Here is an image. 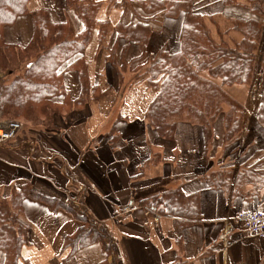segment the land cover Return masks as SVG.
<instances>
[{
  "label": "crops",
  "instance_id": "obj_1",
  "mask_svg": "<svg viewBox=\"0 0 264 264\" xmlns=\"http://www.w3.org/2000/svg\"><path fill=\"white\" fill-rule=\"evenodd\" d=\"M97 1L101 5L98 22L115 26L123 20L120 10L108 7L111 0ZM251 1L192 3L194 11L206 18L212 38L231 43L241 40L231 30L233 21L256 17ZM260 1L262 9L264 0ZM27 9L46 10L54 22L66 21L76 32L82 29L65 0H30ZM73 16L79 25L76 20L71 22ZM181 28L182 15L152 23L146 42L130 43L124 60L119 56L123 42L118 41L114 65L107 60L113 39L99 46L96 28L83 53L91 86L86 102L65 116H53L52 129L28 128L0 145V186L6 194V189L30 183L47 198L85 211L113 239L116 255L108 263L116 259L117 264H264V238L248 236L235 221L240 212L264 210V187L244 183L234 192L241 167L255 153L264 155L262 126L248 123L247 114L239 141L225 147L222 116L206 145L199 125L179 123L174 140L168 141L145 120L156 91L142 74L160 51H180ZM31 35L30 15L3 29L5 42L17 46H25ZM256 62L252 82L261 77V61ZM62 80L67 97L80 98L78 73L63 67ZM242 88L247 87L233 86L226 91L233 95ZM152 159L156 161L146 164ZM256 169L264 170V165ZM175 188L187 196L199 195V218L187 223L139 206L144 199ZM21 220L29 229L31 244L22 248L19 264L24 260L30 264H101L105 260L99 243L72 255L62 250L64 238L81 226L65 210L52 212L44 203L27 200Z\"/></svg>",
  "mask_w": 264,
  "mask_h": 264
},
{
  "label": "trees",
  "instance_id": "obj_2",
  "mask_svg": "<svg viewBox=\"0 0 264 264\" xmlns=\"http://www.w3.org/2000/svg\"><path fill=\"white\" fill-rule=\"evenodd\" d=\"M29 1L0 0V74L4 75L0 80V120L21 119L33 124L29 125L31 128L52 129L53 116H65L86 102L85 94L91 86L83 53L96 28L99 46L113 39L108 46L107 60L114 65L118 41L123 42L119 56L124 60L130 43L146 42L152 23L182 15L180 51L176 54L160 51L150 59L142 74L147 85L156 91L145 112V120L160 138L168 141L174 140L179 123L199 125L206 145L213 137V125L222 116L225 147L239 141L242 107L227 94L226 88L249 87L252 83L264 16V8L260 7L262 1L250 3L256 10L255 18L233 21L231 30L239 33L241 40L231 43L223 39L216 42L212 38L206 18L194 11L192 0H111L108 7L120 10L123 15V20L115 26L96 20L101 7L97 0H65L67 9L73 10L81 22L80 32L74 31L66 21L54 22L46 10L29 12ZM223 2L236 4V0ZM27 15L32 21L29 42L25 46L6 43L3 29ZM63 67L79 75L81 95L76 100H70L65 93ZM120 67L124 68V64ZM261 79L264 81V51ZM59 97L63 99L61 103L56 101ZM224 107L229 109L224 110ZM237 111L239 116L235 114ZM257 122L264 130V92ZM155 161L152 159L146 164ZM250 163L241 167L234 192L244 183L264 187V170L256 169L264 165V155L255 153ZM140 175L141 171L137 177ZM3 189L0 186V264H19L23 260L22 248L31 244L29 229L21 220L27 200L44 203L52 212L65 210L81 224L73 235L64 238L62 250H69L68 255L99 243L105 259L101 264H117L116 259L107 262L110 256L116 255L113 239L85 211H76L56 199L47 198L30 183L14 186L8 195ZM139 206L151 207L161 216L176 217L187 223L200 217L199 195L187 196L180 188L146 198ZM23 262L30 264L26 260Z\"/></svg>",
  "mask_w": 264,
  "mask_h": 264
},
{
  "label": "rangeland",
  "instance_id": "obj_3",
  "mask_svg": "<svg viewBox=\"0 0 264 264\" xmlns=\"http://www.w3.org/2000/svg\"><path fill=\"white\" fill-rule=\"evenodd\" d=\"M263 8H264V6H263ZM70 10V9H69ZM73 11V10H72ZM255 16H256V14H254ZM73 20L75 21H77V23H78V25H79V22H78V20H77V18L75 17V16H73V18L71 19V22H73ZM261 22H262V32H261V37H260V41H259V48H258V52H257V57H256V59H258V60H260L261 61V59H262V55H263V51H264V16H262V18H261ZM68 23V22H67ZM70 24V23H69ZM71 25V24H70ZM76 27V26H75ZM80 27V26H79ZM79 27H77V29L79 28ZM80 30V29H79ZM78 30V31H79ZM97 38V36L94 34V39H96ZM104 51H106L105 49H103ZM258 62V61H257ZM256 62V63H257ZM259 63V62H258ZM19 69H21V68H19ZM4 75L1 73L0 74V80H1V78L3 77ZM1 83V82H0ZM0 86H1V84H0ZM227 92V91H226ZM263 92H264V81H263V79H261V77L260 78H255L254 79V81L251 83V85L249 86V87H247V88H242V89H238V90H236L235 92H233L232 94L233 95H229L228 93V95L231 97V98H233L234 99V97H235V101L239 104V106L240 107H242V112H241V116H242V125H247V121L245 122V116H247V114H248V116H249V118H250V122H248V123H251V125H257V118H258V111H259V104H260V100H261V96H262V94H263ZM234 96V97H233ZM251 96H255V97H258V101H257V105H256V107L252 110V112L251 111H249V112H246V109H247V105H246V107H244L245 105V103H248L249 102V100H250V97ZM245 108V109H244ZM229 108L228 107H224V110H228ZM236 114V116H239V114H240V112H236L235 113ZM256 117V118H255ZM0 122L1 123H3V121L2 120H0ZM13 122H16V123H19L20 125H21V129H20V131L18 132V134H20V132H27V130H28V128H31V126H29V125H33V124H29V123H26L24 120H21V119H17V120H15V121H13ZM5 123H7V122H4V124ZM259 124V123H258ZM222 125H223V119H222ZM5 125H3V126H1V127H4ZM17 134V135H18ZM17 137V136H16ZM15 137V138H16ZM14 138V139H15ZM13 140V139H12ZM8 142V141H7ZM6 143V142H5ZM5 143H3V144H5ZM0 145H2V144H0ZM10 193V190L8 189H6V194L8 195Z\"/></svg>",
  "mask_w": 264,
  "mask_h": 264
},
{
  "label": "built area",
  "instance_id": "obj_4",
  "mask_svg": "<svg viewBox=\"0 0 264 264\" xmlns=\"http://www.w3.org/2000/svg\"><path fill=\"white\" fill-rule=\"evenodd\" d=\"M20 129L19 123L13 121L5 123L4 127H0V144L14 139ZM235 221L243 227L248 236L264 238V210L240 212Z\"/></svg>",
  "mask_w": 264,
  "mask_h": 264
},
{
  "label": "bare ground",
  "instance_id": "obj_5",
  "mask_svg": "<svg viewBox=\"0 0 264 264\" xmlns=\"http://www.w3.org/2000/svg\"><path fill=\"white\" fill-rule=\"evenodd\" d=\"M257 101H258V97L251 96V97H250V100H249V102H248V105H247L246 112H249V111L252 112V110H253V109L256 107V105H257Z\"/></svg>",
  "mask_w": 264,
  "mask_h": 264
}]
</instances>
